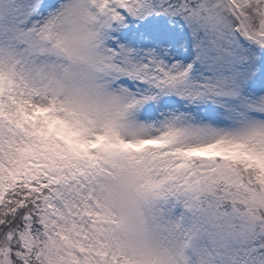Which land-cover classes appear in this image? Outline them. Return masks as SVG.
Returning <instances> with one entry per match:
<instances>
[{"label":"snow or ice","instance_id":"6c2138e0","mask_svg":"<svg viewBox=\"0 0 264 264\" xmlns=\"http://www.w3.org/2000/svg\"><path fill=\"white\" fill-rule=\"evenodd\" d=\"M0 264H264V0H0Z\"/></svg>","mask_w":264,"mask_h":264}]
</instances>
